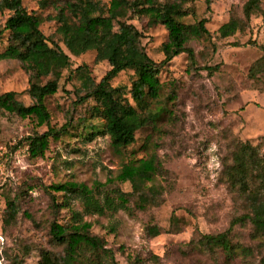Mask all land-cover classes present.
Segmentation results:
<instances>
[{
  "label": "rangeland",
  "instance_id": "1",
  "mask_svg": "<svg viewBox=\"0 0 264 264\" xmlns=\"http://www.w3.org/2000/svg\"><path fill=\"white\" fill-rule=\"evenodd\" d=\"M66 0H24L27 12L40 20V29L70 57L67 69L57 72L58 91L45 98L50 127L67 124L57 140H50L42 156L31 158L27 137L36 128L35 117L20 118L0 112V144L13 156L14 184L0 190V264H52L64 254L65 246L49 234L52 222L70 226L87 222L91 235L103 248L79 249L77 264H262L264 234H257L249 220L231 224L248 213L246 203L230 190L226 171L242 143L257 148L264 158V0L249 17L243 11L247 0H182L179 20L186 25L204 20L208 34L190 39L186 47L193 58L182 54L160 69V98L146 111L155 119L135 135V142L115 152L108 136L99 133L102 121L93 116L94 102H79L82 73L97 83L110 69L103 52L74 57L63 46L64 33L54 17L53 7ZM96 1V0H95ZM102 9L110 0H99ZM159 3L180 0H152ZM9 16L0 11V30ZM240 22V30L220 38L218 29L229 19ZM140 33V43L154 62L168 52V34L161 24L127 11L122 19ZM7 33L0 36V52L7 46ZM135 72H120L111 82L128 98ZM50 78L39 80L44 84ZM28 74L15 60L0 62V93L14 92L15 99L28 106ZM99 133V134H97ZM155 155L161 173L153 185L154 204L144 210L135 207L137 196L129 198L132 212L119 208L111 193L119 188L130 192L129 184L112 179L127 162ZM262 174L255 173L251 190L264 196ZM74 184L77 191L55 192L52 185ZM52 197L61 209L52 204ZM14 201L17 213L4 221L5 202ZM74 214V216H73ZM155 226L151 237L146 228ZM229 230L236 248L228 255L220 248L202 245L204 235L216 236ZM244 250V251H242Z\"/></svg>",
  "mask_w": 264,
  "mask_h": 264
},
{
  "label": "trees",
  "instance_id": "2",
  "mask_svg": "<svg viewBox=\"0 0 264 264\" xmlns=\"http://www.w3.org/2000/svg\"><path fill=\"white\" fill-rule=\"evenodd\" d=\"M23 1L0 0V11L9 12L0 30V36L3 32L7 33L8 43L0 52V62L15 60L21 64L28 74L26 93L31 103L25 106L18 102L14 92L0 93V112L15 114L23 119L35 117L36 128L43 125L47 127L45 132L34 131L26 139L30 157L36 158L47 150L51 139L57 140L61 133L67 130V124L58 130L50 127V117L44 101L46 97L58 91L60 76L56 74L69 67L70 57L59 45L46 39L40 29L41 20L33 13L27 12ZM181 1L157 4L152 0H110L109 6L102 9L99 0H66L60 7H53L55 16L48 20L55 19L63 30V46L69 54L78 57L87 51H94V62L102 60V51L107 54L105 59L110 69L97 83L91 81L81 66L75 71L84 74L81 90H85V93L79 97V102H94L93 116L102 121L98 132L108 136L115 152L133 144L139 130L156 122L147 113L146 108L160 98L161 67L182 54L192 59L193 53L186 47V43L190 39L208 34L204 20L193 25H186L179 20L185 15L184 11H181ZM259 4L260 0H247L243 7L246 16L249 17L259 10ZM127 11L146 16L150 23L165 27L169 49L161 62L156 63L148 57L140 43L141 33L122 20ZM239 30L240 22L232 18L219 27L218 34L220 38H227ZM261 49L264 57V46ZM125 70H132L136 75L128 91V98L119 88L110 85V82ZM45 78L50 79L44 84H39L38 81ZM161 170V164L155 155L124 164L112 182L119 185L129 184L131 191L112 189L111 193L118 203L117 206L130 214L132 209L128 204L133 195L137 196L135 207L139 210L154 204L157 189L153 182ZM255 173L264 176V158L259 156L256 147L242 143L233 154L226 177L230 190L241 196V201L246 203L248 213L233 221L230 228L234 224L249 220L255 233L264 234V196H259L251 190ZM13 184L14 181L10 182L6 188H11ZM260 184L264 192L262 178ZM50 188L55 192H73L78 189L74 184H58ZM52 204L56 209L65 206L64 203H56L53 197ZM16 213L14 201H6L4 221L13 219ZM90 228L91 225L87 222H73L70 226L52 222L49 227L50 236L54 242L65 246L63 256L54 264H77L79 249L82 248L102 249V240L91 235ZM146 233L155 237L159 235V229L150 226L146 228ZM228 234L229 230L216 236L204 235L199 242L204 246L220 248L232 255L236 248L231 245ZM42 259L52 264L47 254L43 255ZM261 263L264 264V257Z\"/></svg>",
  "mask_w": 264,
  "mask_h": 264
},
{
  "label": "built area",
  "instance_id": "3",
  "mask_svg": "<svg viewBox=\"0 0 264 264\" xmlns=\"http://www.w3.org/2000/svg\"><path fill=\"white\" fill-rule=\"evenodd\" d=\"M14 163L12 153L5 145L0 144V187L14 181Z\"/></svg>",
  "mask_w": 264,
  "mask_h": 264
}]
</instances>
